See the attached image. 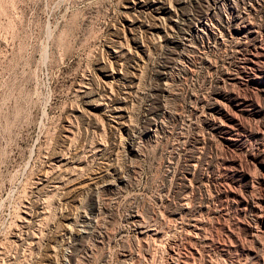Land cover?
I'll list each match as a JSON object with an SVG mask.
<instances>
[{
  "label": "rangeland",
  "instance_id": "rangeland-1",
  "mask_svg": "<svg viewBox=\"0 0 264 264\" xmlns=\"http://www.w3.org/2000/svg\"><path fill=\"white\" fill-rule=\"evenodd\" d=\"M0 264H264V0H0Z\"/></svg>",
  "mask_w": 264,
  "mask_h": 264
},
{
  "label": "bare ground",
  "instance_id": "bare-ground-1",
  "mask_svg": "<svg viewBox=\"0 0 264 264\" xmlns=\"http://www.w3.org/2000/svg\"><path fill=\"white\" fill-rule=\"evenodd\" d=\"M89 217V216H88ZM86 221H88V223L90 222L91 223V219L90 218H86L85 219ZM93 224V223H92Z\"/></svg>",
  "mask_w": 264,
  "mask_h": 264
}]
</instances>
